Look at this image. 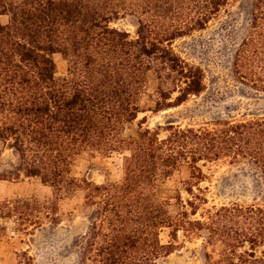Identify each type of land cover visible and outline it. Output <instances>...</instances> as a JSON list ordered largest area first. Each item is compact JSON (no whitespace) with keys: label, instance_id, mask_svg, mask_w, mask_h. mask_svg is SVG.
I'll return each instance as SVG.
<instances>
[{"label":"trees","instance_id":"1","mask_svg":"<svg viewBox=\"0 0 264 264\" xmlns=\"http://www.w3.org/2000/svg\"><path fill=\"white\" fill-rule=\"evenodd\" d=\"M231 3L247 12L245 33L228 69L241 84L264 93V0H0V143L14 155L2 180L37 178L52 198L14 200L8 217L23 230L57 225V201L83 192L89 226L75 240L76 264H158L174 244L160 230L193 233L202 264H264V116L200 126L166 124L120 136L139 113L147 74L156 81V109L177 108L205 87L204 72L172 49L176 39L201 31ZM136 20L135 36L110 24ZM67 62L55 78L53 54ZM82 153L122 154L121 178L95 184L71 175ZM244 165L261 181L262 203L207 210L202 167ZM185 165L189 199L172 221L156 194L158 182ZM194 189L196 192H194ZM187 208L191 211L188 212ZM27 227V228H26ZM18 264H32L22 252Z\"/></svg>","mask_w":264,"mask_h":264},{"label":"rangeland","instance_id":"2","mask_svg":"<svg viewBox=\"0 0 264 264\" xmlns=\"http://www.w3.org/2000/svg\"><path fill=\"white\" fill-rule=\"evenodd\" d=\"M248 16L239 3H231L204 30L176 39L172 49L184 61L200 67L204 72V90L177 108L156 109V81L147 74L146 86L138 99L139 113L136 119L126 123L120 133L129 138L141 129H154L166 124L200 126L216 120L239 121L264 116V93L239 83L228 69V61L234 43L245 33ZM8 22L6 15L0 23ZM135 36L136 20L126 15L110 24ZM55 78L67 77V62L58 53L52 55ZM14 155L0 143V176L6 174L14 163ZM122 154L108 157L82 153L75 158L71 175L77 180L87 179L95 184L116 182L121 178ZM204 174L200 187L204 189L207 203L198 205V214L190 220H201L207 210L223 205L262 203L261 181L244 166L211 163L202 167ZM189 170L182 165L168 177L161 179L156 188L157 197L167 204L172 221L180 219L181 203L189 199ZM194 192L196 190L194 189ZM52 198L51 189L37 178L2 180L0 177V264H18L17 255L22 252L32 258V264H76L75 240L89 226L90 209L84 203L83 192L75 190L63 194L57 201V225L43 222L42 227L28 231L17 225L16 219L8 217L6 204L14 200L44 201ZM190 212L191 209L187 208ZM27 228V227H26ZM172 229L160 230L162 244L173 243L171 254L159 259L158 264H202V241L193 233L178 231L170 238Z\"/></svg>","mask_w":264,"mask_h":264}]
</instances>
